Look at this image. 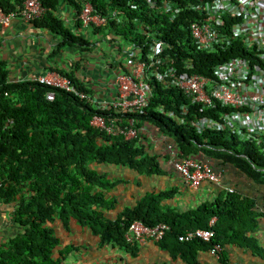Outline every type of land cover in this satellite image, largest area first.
I'll return each mask as SVG.
<instances>
[{
  "label": "trees",
  "instance_id": "trees-1",
  "mask_svg": "<svg viewBox=\"0 0 264 264\" xmlns=\"http://www.w3.org/2000/svg\"><path fill=\"white\" fill-rule=\"evenodd\" d=\"M23 1L0 0V8L13 12ZM61 2L73 8L76 28L81 32L78 16L82 2L77 0H42L45 12L32 24L56 37L58 52L71 47L89 53L96 41L71 30L57 17ZM87 2L94 14L105 19L104 25L91 28L92 34L110 36L107 42L119 51L122 43L130 45L136 52L129 57L131 64L145 63L144 80L151 89V97L141 114L122 115L94 107L93 91L77 75L80 62L68 71L49 69L66 78L75 92L33 80L9 82L5 64L0 62V201L14 205L12 219L22 229L0 244V264H61L73 247L58 249L56 225L65 231L76 225L98 237L100 245L110 244L137 256L135 245L124 239L134 222L148 227L160 223L170 226L171 230L160 241L149 242L155 243L172 261L201 264L200 253L207 252L212 245L222 248L220 264H227L230 247L264 260V136L240 134L244 142L239 144L237 131L205 126L204 119L220 122L230 110L218 104L204 107L193 102L167 76L163 81L153 77L155 71L166 75L169 68L211 76L217 64L231 58L249 55L254 60L255 49L246 52L241 43L232 41L212 53L198 51L187 30L188 24L197 19L196 12L176 14L175 10L195 5L199 0ZM226 15H222L224 19ZM159 40L168 47L151 60V46ZM158 59L162 63L156 64ZM49 93H53L52 100H47ZM79 94L90 99H81ZM95 116L102 117L107 125L126 126L129 119H135L137 129L148 124L166 143L176 145L180 157L204 156L217 167L228 165L248 187L242 191L233 185L231 193L219 190L214 201L202 202L187 211L170 206L179 193L174 186L146 188L139 197L130 196L132 202L122 203L121 192L126 191L132 176L154 180L178 174L167 169L166 153L148 146L146 134L139 133L131 140L109 135L91 124ZM102 166L122 168L127 174H112ZM213 218L215 223L209 227ZM208 228L214 232L211 245L200 240L178 241L187 231Z\"/></svg>",
  "mask_w": 264,
  "mask_h": 264
},
{
  "label": "built area",
  "instance_id": "built-area-1",
  "mask_svg": "<svg viewBox=\"0 0 264 264\" xmlns=\"http://www.w3.org/2000/svg\"><path fill=\"white\" fill-rule=\"evenodd\" d=\"M82 2L78 19L81 29H90L105 24V19L94 14L93 8L87 0ZM182 10L194 11L198 18L188 26L193 46L198 51L215 52L223 45H230L244 35H255V43L250 47L241 49L252 53L255 49L256 58L249 59V55L231 58L213 68L211 76L197 73L179 71L177 68L167 69L166 75L154 72V79L163 81L165 76L185 95L191 97L193 102L204 107L218 104L230 110L224 113L220 122L204 119L205 126L221 130L238 132L242 136L261 134L264 136V0H213L207 3L199 0L195 5L176 7V14ZM45 12L42 0H25L13 12H4L0 8V27L7 28L13 21L27 24L41 18ZM223 14L229 17L223 18ZM115 14L113 13L112 16ZM233 20L232 22H230ZM229 27V28H227ZM168 44L162 40L155 41L151 46V60L157 59ZM136 55L132 51L130 56ZM128 56V57H130ZM156 64L162 60L155 61ZM145 63L132 65L130 73L120 72L115 76L116 95L109 102H102L91 97L97 109H112L116 113L141 114L147 107L151 97V89L145 79ZM41 85L51 88H60L67 92H75L69 81L55 72L38 75L32 79ZM53 93L47 95V100L53 99ZM81 99H90L79 94ZM120 121V119H118ZM135 119H129L128 125L121 126L116 123L106 124L102 117L95 116L91 124L104 130L109 135H121L127 140L134 139L139 133L146 134L148 138L159 135L155 128L144 124L137 129ZM136 122V123H135ZM199 128V127H198ZM163 150L169 156L167 169L172 170L190 190H199L204 184L220 187L222 184V171L217 170L210 163H204L199 158L180 157L178 148L171 141L163 140ZM228 192L232 189L227 188ZM215 218L209 222L214 225ZM171 230L170 226L160 223L155 227H148L140 222H134L127 229L124 239L129 245H139L147 241L158 242ZM214 232L211 228L194 229L178 237L180 242L200 240L210 244ZM222 248L212 245L208 250L211 257L218 259Z\"/></svg>",
  "mask_w": 264,
  "mask_h": 264
},
{
  "label": "crops",
  "instance_id": "crops-1",
  "mask_svg": "<svg viewBox=\"0 0 264 264\" xmlns=\"http://www.w3.org/2000/svg\"><path fill=\"white\" fill-rule=\"evenodd\" d=\"M57 17L71 30L81 33L90 41H96L91 51L82 53L74 48L65 47L58 52V41L51 33L35 27L32 23L13 21L7 28L0 27V62L5 64L8 81L19 83L32 80L38 75L51 72L49 69L54 67L68 71L74 63L80 62L81 67L77 75L81 78V82L93 91V97L102 102H109L116 95L115 76L125 70L130 73L132 64L128 56L132 52V47L125 45L119 51L107 42L110 36H95L90 29L78 31L75 11L65 3L59 4ZM199 159H208L214 168L222 171V179L226 182L222 180L220 187L204 184L199 190H190L175 174L154 180L148 178L140 180L132 176L133 179L127 185L126 193L121 190L122 203L132 202L133 199L130 196L139 197L146 188L174 186L179 193L170 201V206L179 211H187L196 208L202 202L214 201L219 195V190L232 189L233 185L246 191L247 182L241 178L237 179L236 174L230 170L228 165L217 167L209 158L202 156ZM124 174L127 172L121 171L118 175ZM137 182L141 184L140 187L135 184ZM13 209V204L0 201V244L6 243L22 232V229L13 222ZM56 232L60 239L58 249L73 247L61 264H183L172 261L165 252L156 247L155 243L149 241L135 245L137 256H133L119 247L110 244L100 245L98 237L76 225L68 231L56 225ZM228 252L227 264H264V260L247 256L238 248L230 247ZM199 258L201 264H220L218 259L209 255L208 251L200 253Z\"/></svg>",
  "mask_w": 264,
  "mask_h": 264
},
{
  "label": "rangeland",
  "instance_id": "rangeland-1",
  "mask_svg": "<svg viewBox=\"0 0 264 264\" xmlns=\"http://www.w3.org/2000/svg\"><path fill=\"white\" fill-rule=\"evenodd\" d=\"M254 39H255V35L254 34L252 36L244 35V37H241L240 40H238V42L241 43L244 47H250V46L253 45V43H255ZM255 44H257V43H255ZM125 45H126V43H122V46H125ZM239 135L240 134H237V136H238L237 140H238V142L240 144V143H243L244 141L240 138ZM163 140H164V138L160 137V134H159L157 136H151L149 138V142L147 144H148L149 147L151 146L153 148L154 147L158 148L160 153H164ZM201 157L202 156H199V158H201ZM201 161L204 162V163H209L210 162V161H208V159H203ZM101 169H103L105 171H109L112 174H121V171H124V169H122V168H116V167H113V166H102ZM123 193H126V191L123 190ZM259 233H261V231H259ZM263 243H264V241H263Z\"/></svg>",
  "mask_w": 264,
  "mask_h": 264
},
{
  "label": "clouds",
  "instance_id": "clouds-1",
  "mask_svg": "<svg viewBox=\"0 0 264 264\" xmlns=\"http://www.w3.org/2000/svg\"><path fill=\"white\" fill-rule=\"evenodd\" d=\"M180 7H181V6H180ZM182 11H184V12H185V11H187V10H182ZM178 14H181V12H180V13H178ZM196 16H197V18H198V15H197V13H196ZM195 20H196V19H195ZM195 20H194V21H195ZM192 22H193V21H192ZM190 23H191V22H190ZM190 23L188 24V26L190 25ZM187 30H188V28H187ZM188 33H189V31H188ZM189 36H190V35H189ZM194 47H195V46H194Z\"/></svg>",
  "mask_w": 264,
  "mask_h": 264
}]
</instances>
